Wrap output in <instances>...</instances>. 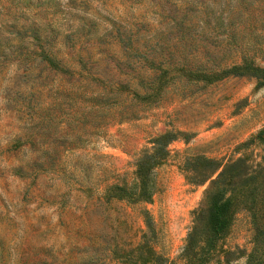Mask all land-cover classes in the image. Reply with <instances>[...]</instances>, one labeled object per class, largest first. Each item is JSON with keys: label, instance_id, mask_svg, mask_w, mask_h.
<instances>
[{"label": "rangeland", "instance_id": "374dc122", "mask_svg": "<svg viewBox=\"0 0 264 264\" xmlns=\"http://www.w3.org/2000/svg\"><path fill=\"white\" fill-rule=\"evenodd\" d=\"M199 1L0 0V264H126L116 255L142 239L139 207L174 257L209 183L189 180L185 157L264 162L262 79H200L207 52L225 64L240 43L263 54L264 0L212 2L207 15ZM183 56L201 68L180 71L132 115L129 94L117 90L125 72L143 93L155 66ZM165 128L176 134L154 169L151 200H106L103 187L130 181L134 157ZM253 228L238 211L207 264H243ZM258 242L264 249V235Z\"/></svg>", "mask_w": 264, "mask_h": 264}, {"label": "trees", "instance_id": "16d2710c", "mask_svg": "<svg viewBox=\"0 0 264 264\" xmlns=\"http://www.w3.org/2000/svg\"><path fill=\"white\" fill-rule=\"evenodd\" d=\"M188 1L193 4L196 0ZM230 1L225 2L229 4ZM234 1L241 5L252 0ZM212 2L220 3V0L199 1V6L203 7V13L206 15L215 11ZM166 57L163 60L164 64L155 66L158 71L146 83L147 89L143 93L130 84L134 76L131 70L125 72L126 78L118 82L117 90H124L130 96L122 101L127 106L134 107L130 110L132 115H136V109L141 105L155 104L161 89L172 81L173 77L180 76L178 74L180 71L201 68L199 61L191 62L186 56L181 58L180 64ZM257 57L264 60V52L259 55L256 48H250L242 43L239 44V55L226 64L225 61H221V55H216L214 51L207 52L205 61H209L208 66L211 67L200 79L211 81L227 73H247L260 77L264 82V65L256 62ZM151 60L152 58H145L149 67H152V62H149ZM214 68L220 69L216 72ZM141 86L145 89L143 84ZM152 93H155V96L147 98ZM175 134L176 131L165 128L152 136L151 146L141 149L132 161L130 181L123 179L106 184L102 189L105 199H120L131 205L150 201L156 190L154 169L164 161L167 155L166 142ZM262 135L264 136V130ZM243 160L244 157L241 155L228 158L224 163L203 154L187 155L183 168L189 180L203 181L209 178V183L201 202L193 209L192 224L185 234L180 250L174 257L162 252L154 221L145 207H139L146 226L142 232V239L116 256L125 259L126 264H207L215 255L224 251L222 240L230 230L236 213L243 209L249 212L250 222L254 227L251 236L252 246L243 264H264V249L258 242L260 235H264V229L258 222L264 217V162L255 163L252 167L243 164Z\"/></svg>", "mask_w": 264, "mask_h": 264}]
</instances>
